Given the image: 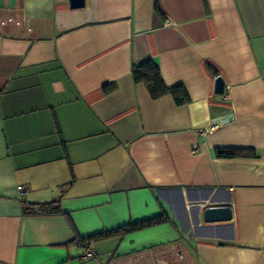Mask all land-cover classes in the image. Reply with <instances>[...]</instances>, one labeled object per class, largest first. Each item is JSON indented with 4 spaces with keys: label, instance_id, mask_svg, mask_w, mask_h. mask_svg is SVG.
I'll use <instances>...</instances> for the list:
<instances>
[{
    "label": "crops",
    "instance_id": "1",
    "mask_svg": "<svg viewBox=\"0 0 264 264\" xmlns=\"http://www.w3.org/2000/svg\"><path fill=\"white\" fill-rule=\"evenodd\" d=\"M0 264H264V0H0Z\"/></svg>",
    "mask_w": 264,
    "mask_h": 264
},
{
    "label": "trees",
    "instance_id": "2",
    "mask_svg": "<svg viewBox=\"0 0 264 264\" xmlns=\"http://www.w3.org/2000/svg\"><path fill=\"white\" fill-rule=\"evenodd\" d=\"M154 8L156 12L158 13L162 12L157 1H155ZM132 79L135 84H142L145 87L151 99H158L164 95H171L176 105L186 104L190 100L184 86L175 85L169 87L165 84L161 76V72L158 64L152 59L145 60L140 64L134 66L132 71ZM112 88H113L112 86H109L106 89L111 90ZM215 153L218 157L231 158L243 154H248L249 151L242 149H235V148H224V149H217ZM37 207L38 210L44 213H48V214L60 213V206L58 199L49 203L38 204ZM166 219L167 216L165 214H162L139 222L129 223L125 226L115 228L113 230L99 232L85 238H79L78 241L80 243H83L86 241L98 240L101 238H106L117 234L132 232L135 230H139L145 227H149L155 224L165 222Z\"/></svg>",
    "mask_w": 264,
    "mask_h": 264
},
{
    "label": "water",
    "instance_id": "3",
    "mask_svg": "<svg viewBox=\"0 0 264 264\" xmlns=\"http://www.w3.org/2000/svg\"><path fill=\"white\" fill-rule=\"evenodd\" d=\"M71 7H83L84 0H69ZM225 82L221 76L214 79V93L222 94L224 91ZM203 217L205 222L219 223L227 221L231 217V209L227 205L207 206L204 210Z\"/></svg>",
    "mask_w": 264,
    "mask_h": 264
},
{
    "label": "built area",
    "instance_id": "4",
    "mask_svg": "<svg viewBox=\"0 0 264 264\" xmlns=\"http://www.w3.org/2000/svg\"><path fill=\"white\" fill-rule=\"evenodd\" d=\"M165 24L166 25H170L171 21L169 19H166L165 20ZM225 122H227L226 119L213 121L208 129L215 128L216 126H218V125H220L222 123H225ZM18 189L22 193L23 187L19 186ZM80 246L82 247V253L80 255L81 259L95 258L97 256L96 251L93 248H91L89 245H87L86 242L80 243Z\"/></svg>",
    "mask_w": 264,
    "mask_h": 264
}]
</instances>
